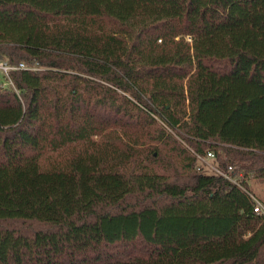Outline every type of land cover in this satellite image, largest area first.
<instances>
[{"label": "trees", "instance_id": "obj_1", "mask_svg": "<svg viewBox=\"0 0 264 264\" xmlns=\"http://www.w3.org/2000/svg\"><path fill=\"white\" fill-rule=\"evenodd\" d=\"M0 61L38 68L0 85V221L45 226L0 228V264H264L191 152L264 181V0H0Z\"/></svg>", "mask_w": 264, "mask_h": 264}, {"label": "built area", "instance_id": "obj_2", "mask_svg": "<svg viewBox=\"0 0 264 264\" xmlns=\"http://www.w3.org/2000/svg\"><path fill=\"white\" fill-rule=\"evenodd\" d=\"M0 69L2 72L8 75V70L10 69H38L36 66H27L25 63L20 62L17 65H7L5 62L0 61ZM9 78V77H8ZM10 81V79H9ZM11 83V81H10ZM12 84V83H11ZM192 154L196 159V167L197 169L202 170L204 173H211L220 175L229 182L237 185L239 188L244 190L253 202V211L256 214L264 216V203L257 196H255L252 192L246 189L243 185V175L241 171H235L232 165H227L225 168L218 165L216 156L214 151L207 150L205 153H199L191 149ZM249 179H246L248 182Z\"/></svg>", "mask_w": 264, "mask_h": 264}, {"label": "rangeland", "instance_id": "obj_3", "mask_svg": "<svg viewBox=\"0 0 264 264\" xmlns=\"http://www.w3.org/2000/svg\"><path fill=\"white\" fill-rule=\"evenodd\" d=\"M0 85L12 86V84L9 81L8 75H6V73L2 72L1 69H0ZM155 146H157V147L159 146V143L157 141L149 142V143H146V144L140 146L138 153L140 154L139 159L141 160V164L131 165V168H133V170H135L136 168H139L142 164H146L148 161H150V163H151L153 161V157L151 156L150 151H153V147H155ZM158 149L156 151L158 154L156 156V158L161 157V155H160L161 149H159L160 151ZM163 155H165V154H163ZM173 161L177 166L182 165V161H179L178 158H174ZM156 164H158V163L157 162L154 164L152 163V167L156 168L157 170H160V168L158 166H156ZM247 188L250 192H252L255 196H257L264 203V181L249 178ZM44 227L45 226L43 224H40L37 222L0 221V228H14V229H17L19 231L21 230V231H24L27 233H30L36 229H41Z\"/></svg>", "mask_w": 264, "mask_h": 264}]
</instances>
